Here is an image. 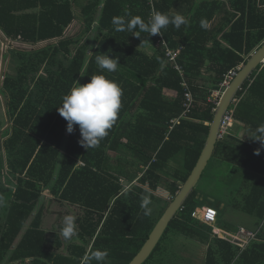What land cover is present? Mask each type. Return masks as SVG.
<instances>
[{"label": "trees", "instance_id": "1", "mask_svg": "<svg viewBox=\"0 0 264 264\" xmlns=\"http://www.w3.org/2000/svg\"><path fill=\"white\" fill-rule=\"evenodd\" d=\"M102 4L100 18L96 20V12ZM154 4L155 11L170 17L177 12L184 15L187 24L179 29L169 24L156 36L141 33L137 28V33L158 47L151 56L131 42L132 32L116 31L113 25V18L128 22L138 16L147 22L154 11L147 0H104V3L102 0H0V29L6 37L21 38L25 44L34 45L57 40L33 53L18 52L21 62L18 76L9 77L4 83L13 125L1 141V150L9 153L7 183L10 189L8 207L4 216H0V264L8 255L10 264H82L83 256L95 249L108 251L105 264H130L167 209L157 215L152 208V214L145 216L141 196L150 194L151 200L159 203L154 192L165 174L173 179L164 183L175 197L181 189L180 183L184 184L193 172L210 132L207 124L213 122L217 109V104L209 101V97L221 91L229 73L247 63L264 43V13L258 0H155ZM76 20L82 23L80 31L66 36L65 31ZM202 20L207 27H201ZM96 24L99 38L88 58V45L82 42L81 36L90 35ZM164 41L169 49L180 50L177 63L194 95L193 106L186 116L187 91L182 86L180 72L169 62ZM98 53L109 54L110 58L117 56L120 66L115 72L100 69L95 62ZM207 64L211 65L208 71L213 75L210 87H199L197 82L203 77L202 70ZM42 65L46 66V75L34 76ZM120 69L130 71L136 80ZM83 74V84L90 82V76L103 74L123 91L115 124L98 146L88 149L79 143L78 125L67 137V121L57 110L62 97ZM31 79L35 88L29 85ZM248 84L239 92V97ZM166 91L174 95L169 96ZM259 93L264 96V72L250 87L234 115L236 120L255 130L264 124V116L261 122L255 120V112H262L259 106L258 109L252 107L251 114L247 107L252 106L249 101ZM176 119L179 122L173 125ZM229 140L226 138L217 144L214 159L237 164L254 177L248 200L260 211L262 221L264 154L257 155L249 147L235 146ZM124 151H128L126 154L135 158L136 163L130 165L128 160H122L118 154ZM179 156L181 163L173 168L171 164ZM205 176L204 173L202 179ZM124 181L139 184L124 191ZM52 184L51 193L59 201L84 211L77 233L85 245L67 246V256L57 255L64 245L60 237L53 234L47 237L42 230L40 210L14 248L34 215L43 190ZM146 185L150 189L144 187ZM199 193L196 187L163 238L170 233L194 238L200 236L202 229L212 233V228L193 218V213L202 206L197 198ZM260 240L253 242L238 260L235 247L220 240L223 261L226 264L234 261L235 264H264V237L261 235ZM161 242L145 264L160 252ZM215 254L209 251L207 264H218Z\"/></svg>", "mask_w": 264, "mask_h": 264}, {"label": "rangeland", "instance_id": "2", "mask_svg": "<svg viewBox=\"0 0 264 264\" xmlns=\"http://www.w3.org/2000/svg\"><path fill=\"white\" fill-rule=\"evenodd\" d=\"M102 2L104 3V0H102ZM100 13H101V8H98V10L96 12V20H98L100 18ZM77 21H75L68 28V34L67 35L72 36V35H75L76 33H78L80 31V29L82 27V23L79 20H77ZM139 36L140 37H136L135 35H133V37L131 39V42L137 48H139L141 50L143 49L147 52L153 51L155 53L157 51L158 47L150 44L144 35L139 34ZM3 37H5V36H3V34H1V32H0V39H2ZM81 37H82L81 39L83 40L82 42L87 43V45H88L87 54H88V58H90L92 53H93V49L95 47L96 41L99 38L98 25L97 24L95 25L94 30L90 35H88L86 37H84V36H81ZM8 40H10V39H8ZM56 42H57L56 40H53V41H46L43 43L41 42L39 44L34 45V44H24V43L19 42V41L10 40V43L8 42L9 44H8V48H7L8 59H7L6 68H5L7 71L6 73L10 77H13V78H16L18 76V68L21 65V62L17 58L18 54L15 52L33 53V52L39 51L41 49H44V48L48 47L49 45H52ZM2 46H3V44H2ZM2 46H1V50H2ZM120 70H122L124 73H126V75H128L131 78H133L134 80H136V77L134 75H132L130 71H127V69L126 70L120 69ZM33 75L31 76V78L33 77ZM45 75H46V66L42 65L38 74H36L34 76H37V77L41 76L42 77ZM212 78H213L212 72H210V75L209 74H207L206 76L203 75V77L201 79H199V81L197 82V86H199V87H210V80ZM83 79H84V74L82 75V77L79 80L80 84H83ZM29 83H30L29 85L31 86V88H35V83H34V81H32V79L29 81ZM226 88L227 87L222 85L221 91L214 92L212 94V96L209 97L210 98L209 101H211L212 103L218 104L222 95H223L222 93H224ZM167 95L172 96V95H174V93L168 92ZM12 122L13 121H12L11 115H9V114L7 115V113L5 112V109L3 110V108L0 106V135H1V132L4 131L3 129L5 126L9 125L8 130L11 129V127L13 125ZM3 134L6 135L7 132H4ZM68 135H69V133H67V137H68ZM6 139H8V136L6 137ZM127 152L124 151V153H121L118 155H121L120 157L122 160H128L130 162L129 163L130 165L132 163L133 164L136 163L135 158H133L130 154L129 155L126 154ZM0 155H1L0 158H2V161L0 159V161H1L0 162V197H2L4 200L3 206H0V216L3 217L5 211L8 207V199H7L8 195L7 194H9V189H10V186L7 183V176L9 175V169H8L9 153L5 152V150H1V147H0ZM181 158L182 157L179 156L178 161H180ZM212 159L209 163V167H208L207 171H205L204 173L206 175L207 173H209V171H212L215 175H217L218 180H217V182L216 181L212 182L209 179H207L208 176L207 177L205 176L201 180L200 184H198L197 189L199 191H201L204 195H211L214 198L220 199V200L229 199L230 201L241 205L243 202V200H242L243 196L241 195V193H239V191H235L236 189L234 190V187L231 186L233 183V180H232V183H230V185L227 182H222L221 180H219L220 176L224 177V174H225L224 172H225L227 166L226 167L224 166L223 168L222 167H218V168L215 167L212 169V167L214 165H216L215 159H213V160ZM59 166H60V161H59ZM177 166H178V164H174L173 168H177ZM230 176H233V175L230 174ZM12 179H13V177H12ZM228 179H229V177L226 176V180H228ZM252 179L254 180L253 176H252ZM252 179H250V176H248V180H247L248 186H250L251 183L253 182ZM169 181H173V179L171 177H168L167 175L163 174L162 184L164 182H169ZM134 184L135 183H133V185ZM138 184H139V182H138ZM53 185L54 184H52L50 187L45 188L43 190L42 198L39 201L38 205L36 206L34 215L28 221L27 225L25 226V228H24V230H23V232H22V234L18 240L21 239L22 235L24 234V232L29 227L30 223L33 221L34 217L36 216V214L40 210L42 211L41 228L46 232L47 237H50V235L54 232V229L58 225V223L62 227L61 217L64 215H68V214L74 215L76 217V221H77L76 224H78L79 221L81 222L83 220V216H85V213H84V211H82V209H80L79 207H72L71 205H65L64 203L59 201L58 198H56V196H54L51 193ZM238 186H239V184L237 185V187ZM232 187H233V189H232ZM147 188H149V187L147 186ZM4 191H7L5 193L7 195V197L5 194L3 196ZM243 191H246V189ZM169 204L170 203H166V202L164 203V201L157 203L156 201L152 200L151 206L153 209H155L156 214L159 215V213L162 210L166 209L169 206ZM223 213H224V218L226 220L225 222H229V223L231 222L235 225H243V226H246L248 228H255L253 225V221L250 220L249 218H247L246 216H244V214H242L239 211H235L232 208L230 209L229 207H227V208H225V210H223ZM234 215L238 216V217H233ZM78 228H79V225H77V231H78ZM183 241H184L183 237H181L180 235H177L176 233H171V234H169V236L163 238V240L161 242L162 246H161L160 252H158L155 255L154 260H151L149 262V264H191L192 260L190 257L192 254L189 256V254H190L189 250L190 249H187V248L182 249L180 246H182V244H183V246L189 245V246L193 247L194 243L190 242V241L185 242V244L181 243ZM76 243H79V242H76ZM67 246H68V242L65 241L64 249L60 250L59 254H67ZM9 257H10V255L6 259L8 260ZM26 264H28V263H26Z\"/></svg>", "mask_w": 264, "mask_h": 264}, {"label": "clouds", "instance_id": "3", "mask_svg": "<svg viewBox=\"0 0 264 264\" xmlns=\"http://www.w3.org/2000/svg\"><path fill=\"white\" fill-rule=\"evenodd\" d=\"M169 24L177 29L181 25H186L187 20L184 15L176 13L169 16L167 13L153 11L147 22L141 17H132L130 21L125 22L121 18H113V25L116 31L132 32L136 37H140L135 30L138 28L141 33H148L150 36L161 35V29ZM201 27H207L204 20L201 21ZM144 42V41H143ZM142 42V43H143ZM95 62L98 67L108 72H115L119 65V58H110L109 54H95ZM122 88L113 80L106 78L103 74L90 76V82L80 84L74 81L72 87L62 97V104L57 108L59 115L67 121V132L73 133L74 126H79L81 139L79 143L85 148L96 147L100 141L108 135V131L115 124L119 110L121 108ZM254 141H258L264 148V124L249 136ZM256 154H259V149ZM141 208L145 216L152 214V204L150 194L141 196ZM4 200L0 197V206H3ZM62 227L60 235L65 241H71L77 237L76 217L72 214L61 217ZM109 253L108 251L95 249L86 253L82 258V264H105Z\"/></svg>", "mask_w": 264, "mask_h": 264}, {"label": "crops", "instance_id": "4", "mask_svg": "<svg viewBox=\"0 0 264 264\" xmlns=\"http://www.w3.org/2000/svg\"><path fill=\"white\" fill-rule=\"evenodd\" d=\"M200 1H202V0H200ZM258 6H259V8H260V10H261V12L262 13H264V0H258ZM99 8H101V10H102V8H103V4L99 7ZM101 14V13H100ZM77 21V20H76ZM78 22V21H77ZM211 25V24H210ZM0 32H1V34H3V36H5V37H3L2 39H0V50H1V46H2V44H3V46H2V50L0 51V63L2 64V55H4V54H8L7 53V48H8V45H5V42H6V40H8V39H10V38H8V37H6V35L1 31V29H0ZM68 34V29L65 31V35L66 36H69V35H67ZM140 34V33H139ZM142 35V34H141ZM10 40H12V39H10ZM10 40H8L9 41V43H10ZM13 41V40H12ZM15 41H19V42H22L21 41V38L20 39H18V40H15ZM57 41V40H56ZM2 42V43H1ZM8 43V44H9ZM22 43H24V42H22ZM41 43V42H40ZM43 43V42H42ZM25 44V43H24ZM149 44V43H148ZM261 47V46H260ZM259 47V48H260ZM139 49V48H138ZM141 50V49H140ZM258 50V49H257ZM257 50H255L254 52H253V54L257 51ZM141 51H143V52H145V53H147L148 55H154V52L152 51V52H147V51H145V50H141ZM15 53H18V52H15ZM252 54V55H253ZM251 55V56H252ZM1 64H0V67H1ZM246 64V63H245ZM244 65V64H243ZM243 65L242 66H240V67H238V68H242L243 67ZM211 65L210 64H207V66L206 67H204L203 68V70H202V73H203V75H207V74H209L210 75V72L208 71L209 70V67H210ZM181 67V66H180ZM238 68L236 69V70H238ZM235 71V70H234ZM182 72H183V74L181 75L182 76V78H183V83L184 82H186L187 84H188V82H187V79L185 78V76H184V71H183V69H182ZM232 72V71H231ZM239 72V71H238ZM264 72V65L262 64L254 73H253V75L251 76V78L247 81V83H249L248 84V87H247V89H245L244 90V94L242 95V96H240L239 97V95L237 96V98H236V100L233 102V104H232V110H234V115H235V110L238 108V105L241 103V102H243L244 100H245V98H246V96H248V94H249V90H250V87L255 83V81H257L258 80V78L261 76V74ZM181 74V73H180ZM10 77V76H9ZM11 78H13V77H11ZM226 80V79H225ZM225 82V81H224ZM223 82V83H224ZM246 83V84H247ZM189 85V84H188ZM223 85V84H222ZM182 86H183V84H182ZM244 89V88H243ZM243 91V90H242ZM218 92V91H217ZM165 93H167L168 94V92L166 91ZM250 102V104L252 105V106H249V107H247V111H250V114H251V109H252V107L253 108H257L258 109V106H259V108H260V110L262 111V112H255V115H254V119L255 120H258V121H260V119H262L263 118V116H264V108L263 109H261V107L260 106H264V96L261 94V93H259V95L258 96H256L254 99H253V101H249ZM2 107V106H1ZM3 108V107H2ZM5 109V108H4ZM3 109V110H4ZM7 110V109H6ZM5 110V112L7 113V115L9 114L7 111ZM234 115H233V121H232V123H231V127H230V129H229V133H228V135H227V140H229L230 141V143H233L235 146H240V145H245V146H247V147H249L250 149H252V150H254L255 152H257V150L259 149V153H261V154H264V148H262L261 147V145H260V143L258 142V141H254V140H252L251 138H249V136H251L252 134H253V132L255 131V129H253L252 127H248L244 122H242V121H238V120H236L235 118H234ZM248 116V115H247ZM252 116V115H251ZM8 117V116H7ZM261 117V118H260ZM261 122V121H260ZM207 125H210V124H207ZM9 126V125H8ZM8 126H5L4 127V132H6V131H8ZM6 129V130H5ZM68 133V132H67ZM66 133V134H67ZM5 135H3V137H4ZM69 136V135H68ZM225 138V139H226ZM232 139H233V141H232ZM220 142V141H219ZM214 155H215V153H214ZM213 159H214V156H213ZM212 159V160H213ZM181 160L182 159H180V161H174L172 164H171V166H173L174 164H180L181 163ZM215 162H216V165H214L213 167H212V169L213 168H218V167H226L227 166V168H226V170H225V174H224V177H222V176H220L219 177V180H221L222 182H227L229 185H230V183H232V180H233V183H232V185L231 186H233L234 187V190L235 191H239V193H241V195L243 196L242 197V200H243V202H242V204L241 205H239V204H237V203H234V202H232V201H230L229 199H225V200H220V199H216V198H214L213 196H211V195H204L202 192L201 193H199V195H198V197L197 198H199V201H200V205H202L201 207H198L197 208V210H199V209H201V208H203V207H210V208H213V209H215V210H217V212H218V215H219V217H218V221H217V223H216V225H214V226H210V225H206V224H204V223H202L200 220H198V219H196V220H198L201 224H203V225H205V226H207V227H210V228H212V233L211 234H209L210 232L209 231H206V229H204V231H203V229H202V232H199V234H200V236H195L194 238H191V237H187V236H184V235H182V234H177V235H180L181 237H183V239H184V241L183 242H181V243H184L185 244V242H193L194 243V246L192 247V246H189V245H185V246H183V244H182V246H180L182 249L183 248H187V249H190L189 250V252H190V254H189V256L191 255V260H192V262H191V264H207V258H208V254H209V251L210 250H213V252L214 253H216L215 254V258H216V260H217V262H218V264H226L224 261H223V254H221V252H220V249H221V244H222V242L220 241V240H223V241H225V242H227V243H230V244H232L233 245V247H235V250L238 252V257L236 258V260H238V258L240 257V255L244 252V251H246L248 248H249V246L253 243V242H255V241H253V242H251V243H249V245L247 246V247H245L244 248V246L242 245V244H239V243H237L235 240H236V238L237 237H239L240 236V231H241V229H246V230H248V231H257V230H259V228L261 227V225L263 224V222H264V220H259V218H260V211H258L257 209H255L254 207H255V205H254V203L253 204H251L250 202H249V200H248V196H249V194L251 193V190H252V185H253V183H251V185L250 186H248V184H247V180H248V176H250V179H252V175L251 174H249L247 171H246V169H244V168H242L241 166H239V165H237V164H229V162H225L224 160H221V159H215ZM83 164V163H82ZM80 165H81V162H80ZM81 166H84V164L83 165H81ZM178 167V166H177ZM208 167H209V165H208ZM208 167H207V169H208ZM206 169V170H207ZM230 174H232L233 176H230ZM141 176V175H140ZM207 176H208V179L210 180V181H216L217 182V180H218V178H217V175H215L212 171H209V173H207ZM219 176V175H218ZM226 176H228L229 177V179L228 180H226ZM202 180V179H201ZM253 180V179H252ZM251 180V181H252ZM125 182V181H124ZM201 182V181H200ZM135 183V182H134ZM124 184V183H123ZM136 184H138V182L137 183H135L134 185H133V183L131 184L130 182H129V186L128 187H131L132 186V188L136 185ZM182 186H183V184L182 183H180ZM200 184V183H199ZM239 184V186L237 187V185ZM149 186V185H148ZM181 186V187H182ZM230 186V187H231ZM128 187H125V190L124 191H126V189H128ZM144 187H146L147 188V185L146 186H144ZM198 187V186H197ZM233 187H232V189H233ZM147 189H150V188H147ZM238 189V190H237ZM246 189V191H243V190H245ZM241 190V191H240ZM237 193V192H236ZM154 194H155V196L160 200V202L162 201H164V203L166 202V203H170L171 201H172V198H173V196L171 195V193H170V191L168 190V188H167V186H166V184L165 183H163V184H161L159 187H158V189H157V191H155L154 192ZM159 202V203H160ZM206 202V203H205ZM62 203H64L65 205H69L68 203H66V202H62ZM204 205H206V206H204ZM72 206V205H71ZM73 207H77V206H73ZM227 207H229L230 209L232 208L233 210H235V211H239V212H241L242 214H244V216H246L247 218H249L250 220H252L253 221V225H254V227L255 228H248V227H246V226H243V225H235V224H233V223H229V222H225L226 220H225V218H224V213H223V210H225V208H227ZM233 217H238V216H233ZM195 219V218H194ZM43 230V229H42ZM205 232V233H204ZM171 234V233H170ZM198 234V235H199ZM261 236L262 237H264V233H262L261 234ZM19 241L20 240H18L17 239V241H16V243H15V246H14V248L17 246V244L19 243ZM261 240H259V242H260ZM180 243V244H181ZM186 250V249H185ZM9 256V255H8ZM7 256V257H8ZM6 257V258H7ZM10 258V257H9ZM199 260V261H198ZM9 259L7 260V259H5L4 260V262L2 263V264H10L9 262ZM18 264H21V263H18ZM24 264H26V263H24ZM232 264H235V261L234 262H232Z\"/></svg>", "mask_w": 264, "mask_h": 264}, {"label": "water", "instance_id": "5", "mask_svg": "<svg viewBox=\"0 0 264 264\" xmlns=\"http://www.w3.org/2000/svg\"><path fill=\"white\" fill-rule=\"evenodd\" d=\"M8 42L9 41L6 40L5 45H8ZM263 62L264 43L251 56L247 63L243 65V67L237 73L236 77L224 91L219 103L217 104L213 122L210 124V132L205 147L193 172L189 176L188 180L183 184L177 195L172 198V201L165 210L163 216L157 222L148 240L146 241L140 252L130 262V264L146 263V261L151 257V255L154 253L157 246L161 242L171 222L176 218L178 213L182 211L185 202L200 183L204 172L206 171L211 159L214 156L217 144L219 143V134L222 121L226 113L231 108L233 102L236 100L239 92L243 90L244 85L251 78L253 73L263 64ZM2 81L3 75H1V82ZM124 186L128 187L129 182L125 181Z\"/></svg>", "mask_w": 264, "mask_h": 264}, {"label": "built area", "instance_id": "6", "mask_svg": "<svg viewBox=\"0 0 264 264\" xmlns=\"http://www.w3.org/2000/svg\"><path fill=\"white\" fill-rule=\"evenodd\" d=\"M147 1L149 2V5L152 7V9L155 10V4H154L155 0H147ZM163 45L167 49L166 55L169 58V62L172 64H175V68L182 75L183 74L182 68L177 63V59L180 55V50L169 49L165 41L163 42ZM263 65H264V62H263ZM239 70H240V68H238V70H235V71H232L229 73V75L227 76V78L223 84L225 87H228L230 85V83L236 77ZM183 87H185V89L187 91L186 102H185L186 111L184 113V115L186 116V114L189 113V111L191 110V108L193 106L194 95H193L192 91L190 90L189 85L186 82L183 83ZM233 115H234V110H232V108H230L228 110V112L226 113L223 121H222L220 134H219V141L224 140L227 137V135L229 133V129L231 127V123L233 121ZM178 122H179V119H176V120L172 121V124L176 125ZM81 165H83V164L81 163ZM218 217H219V215H218L217 210L210 208V207H203L199 210H196L195 213H193V218L198 219L202 223H204L206 225H210V226L216 225V223L218 221ZM263 232H264V222L261 225V227L259 228V230H257V231H248L246 229H241L240 236L237 237L235 241L239 244H242L245 248L249 245V243H251L253 241H259L260 235Z\"/></svg>", "mask_w": 264, "mask_h": 264}, {"label": "flooded vegetation", "instance_id": "7", "mask_svg": "<svg viewBox=\"0 0 264 264\" xmlns=\"http://www.w3.org/2000/svg\"><path fill=\"white\" fill-rule=\"evenodd\" d=\"M7 59H8V55H6V54H4V55H2V64H1V67H0V93H1V95H0V106H2L3 107V109L5 108V110L8 112V103H9V98H8V94H7V92L5 91V89H4V83H5V81H6V79L7 78H9V75L6 73L7 71H6V63H7ZM1 75H3V81L1 82ZM3 133H4V131H2ZM1 132V135H0V140L2 141V139H3V133ZM1 141H0V147H1ZM1 156V155H0ZM124 188H125V186H124ZM130 189H132V186L129 188L128 187V189H126V191H128V190H130ZM62 204V203H61ZM112 206H113V204H112ZM111 206V207H112ZM73 207V206H72ZM111 213V209L108 211V213L106 214V217H105V219H109L110 218V214ZM115 218H118V216H116ZM116 220V219H115ZM76 223H77V221H76ZM59 225V226H58ZM58 225L55 227V229H54V232L52 233L53 235H56L57 237H60V239H61V241H62V243H63V245H64V243H65V240L63 239V237L60 235V229H61V226H60V224L58 223ZM77 225H79V228H80V221L78 222V224ZM68 242V246H70V245H72V246H81V245H85V243H84V241H82L79 237H78V235H77V237H75V238H73L71 241H67ZM76 242H79V243H76ZM62 249H64V246L62 247V248H60V249H58V251H57V255H66L67 256V254H68V252H67V254H59V251L60 250H62Z\"/></svg>", "mask_w": 264, "mask_h": 264}]
</instances>
